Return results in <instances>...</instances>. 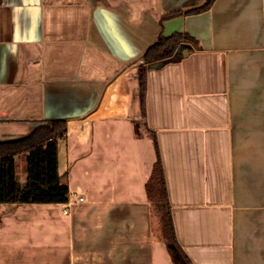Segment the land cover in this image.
<instances>
[{"label":"crops","instance_id":"obj_1","mask_svg":"<svg viewBox=\"0 0 264 264\" xmlns=\"http://www.w3.org/2000/svg\"><path fill=\"white\" fill-rule=\"evenodd\" d=\"M207 1L0 0V142L74 123L69 202L0 206V264H264V0ZM176 33L142 102L135 62ZM158 150L186 261L153 231Z\"/></svg>","mask_w":264,"mask_h":264},{"label":"trees","instance_id":"obj_2","mask_svg":"<svg viewBox=\"0 0 264 264\" xmlns=\"http://www.w3.org/2000/svg\"><path fill=\"white\" fill-rule=\"evenodd\" d=\"M215 2L216 0H208L202 8L191 13L207 11ZM194 42L195 40L184 33H176L171 37L160 36L158 41L148 48L144 56L135 62L137 65H146L139 68L142 102L146 94L147 69L154 64L163 66L170 61H176L188 48L184 43ZM72 126L74 123L71 121L50 122L47 127L23 139L0 142V206L69 202V188L62 184L59 176L58 140L64 138ZM27 154L28 179L25 185H21L17 179L16 158ZM147 191L156 238L168 244L175 259L179 262L186 261L180 256L176 246V233L159 150L158 161L152 178L147 184Z\"/></svg>","mask_w":264,"mask_h":264},{"label":"built area","instance_id":"obj_3","mask_svg":"<svg viewBox=\"0 0 264 264\" xmlns=\"http://www.w3.org/2000/svg\"><path fill=\"white\" fill-rule=\"evenodd\" d=\"M74 198L72 199V201L71 202H74V201H77V202H79V203H83L84 202V198L83 197H79V196H77V195H74L73 196ZM69 212H68V209H66L65 210V214H68Z\"/></svg>","mask_w":264,"mask_h":264},{"label":"water","instance_id":"obj_4","mask_svg":"<svg viewBox=\"0 0 264 264\" xmlns=\"http://www.w3.org/2000/svg\"><path fill=\"white\" fill-rule=\"evenodd\" d=\"M184 54L188 55V51H185ZM160 66H162V65L161 64H154V65H152V68H158Z\"/></svg>","mask_w":264,"mask_h":264}]
</instances>
